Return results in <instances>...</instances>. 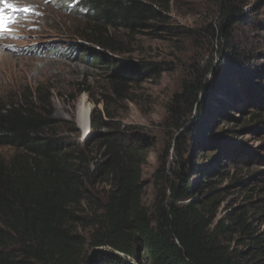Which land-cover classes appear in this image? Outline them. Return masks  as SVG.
<instances>
[{
    "label": "rangeland",
    "instance_id": "1",
    "mask_svg": "<svg viewBox=\"0 0 264 264\" xmlns=\"http://www.w3.org/2000/svg\"><path fill=\"white\" fill-rule=\"evenodd\" d=\"M78 1L6 0L14 10L5 9L8 19L0 29V99L13 101L36 89L48 95L45 109L60 124L58 134L69 138L70 159L78 165L84 153L83 167L90 172L105 151L96 137H83L75 111L79 104L96 109L107 126L138 136L145 154L141 204L148 213L155 217L171 202L170 188L183 173L212 228L222 223L221 242L242 252L243 262L264 264V254L254 256L253 250L256 239L264 240V0H233L244 17L228 29L231 40L251 59L225 53L224 61L216 0L148 2L162 12L160 19L101 28V39L116 51L89 42L95 24L76 15ZM3 57L10 59L5 67ZM211 63L198 96L200 110L178 102L185 84ZM135 70L138 77L116 98L110 76ZM175 123L184 127L175 129ZM14 152L0 147L5 159ZM110 189L96 175L75 208L79 219L73 227L86 242L89 219L103 213Z\"/></svg>",
    "mask_w": 264,
    "mask_h": 264
},
{
    "label": "trees",
    "instance_id": "2",
    "mask_svg": "<svg viewBox=\"0 0 264 264\" xmlns=\"http://www.w3.org/2000/svg\"><path fill=\"white\" fill-rule=\"evenodd\" d=\"M146 1L80 0L76 15L95 24L89 42L116 51L101 39V28H131L160 19L162 12L148 3L152 0ZM216 1L222 61L228 53L250 60V53L236 47L228 30L243 19L241 10L233 0ZM212 69L213 63L186 83L178 102L200 110L198 96ZM110 77L113 95L120 99L138 71ZM259 98L263 102V96ZM48 107L49 97L40 89L13 101L0 99V147L15 151L9 159L0 154V264H86L89 258L90 264H258L243 262L242 252L230 251L221 242L218 228L222 223L212 228L203 206L193 201L192 187L183 173L170 188L171 202L155 217L148 213L141 204L139 171L145 154L137 135L107 126L94 109L90 127L105 159L90 172L83 167L84 153L78 165L70 159L69 138L58 134L60 124ZM174 113L179 118L178 111ZM104 128L108 131L100 133ZM96 175L104 176L111 189L103 213L89 219L92 233L86 242L73 227L79 219L75 208ZM263 243L255 240L254 256L264 254Z\"/></svg>",
    "mask_w": 264,
    "mask_h": 264
},
{
    "label": "bare ground",
    "instance_id": "3",
    "mask_svg": "<svg viewBox=\"0 0 264 264\" xmlns=\"http://www.w3.org/2000/svg\"><path fill=\"white\" fill-rule=\"evenodd\" d=\"M13 2H14V0H13ZM9 60L10 59H8L7 57H3L1 60V65H4V67H5L9 63ZM11 67H12V65H11ZM90 116H91L90 107L79 104L77 111H76V120H77V126L80 127V129H81L80 132H82L84 134H88V124L90 122Z\"/></svg>",
    "mask_w": 264,
    "mask_h": 264
},
{
    "label": "snow or ice",
    "instance_id": "4",
    "mask_svg": "<svg viewBox=\"0 0 264 264\" xmlns=\"http://www.w3.org/2000/svg\"><path fill=\"white\" fill-rule=\"evenodd\" d=\"M0 4L3 5V7H0V29H3L5 21L8 19L3 15L5 9L14 10L13 6L11 4H8L6 0H0ZM22 11H29V9L25 8L22 9Z\"/></svg>",
    "mask_w": 264,
    "mask_h": 264
},
{
    "label": "water",
    "instance_id": "5",
    "mask_svg": "<svg viewBox=\"0 0 264 264\" xmlns=\"http://www.w3.org/2000/svg\"><path fill=\"white\" fill-rule=\"evenodd\" d=\"M76 111H77V108H76ZM76 111H75V123H76V125H77V120H76ZM77 129L80 131L81 129H80V127H78L77 126ZM82 133V132H81ZM82 135H83V137L84 138H86V139H90V138H92L93 136H94V133H92L91 132V127H90V122H89V124H88V134H84V133H82ZM118 254V253H117ZM118 255H120V254H118ZM91 262H90V258L86 261V264H90ZM136 264V263H135Z\"/></svg>",
    "mask_w": 264,
    "mask_h": 264
},
{
    "label": "clouds",
    "instance_id": "6",
    "mask_svg": "<svg viewBox=\"0 0 264 264\" xmlns=\"http://www.w3.org/2000/svg\"><path fill=\"white\" fill-rule=\"evenodd\" d=\"M80 1V0H79Z\"/></svg>",
    "mask_w": 264,
    "mask_h": 264
}]
</instances>
